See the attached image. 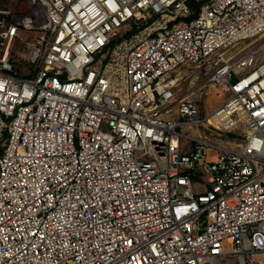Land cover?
Wrapping results in <instances>:
<instances>
[{"label": "built area", "instance_id": "1", "mask_svg": "<svg viewBox=\"0 0 264 264\" xmlns=\"http://www.w3.org/2000/svg\"><path fill=\"white\" fill-rule=\"evenodd\" d=\"M0 143V264H264V0H0Z\"/></svg>", "mask_w": 264, "mask_h": 264}, {"label": "rangeland", "instance_id": "2", "mask_svg": "<svg viewBox=\"0 0 264 264\" xmlns=\"http://www.w3.org/2000/svg\"><path fill=\"white\" fill-rule=\"evenodd\" d=\"M172 78H178L177 82V95L184 97L188 96L189 94H193V97L199 98L201 101V104H205L208 106L209 103L216 102L217 99L214 98V90H208V95H204V92L208 89V80L207 76L203 73L197 72V70H180L174 74H172ZM201 87H205L202 89V91L198 90ZM203 92V93H202ZM208 99V100H207ZM1 144V143H0ZM0 153H1V147H0ZM235 259L230 258L226 260L225 262H222V264H234Z\"/></svg>", "mask_w": 264, "mask_h": 264}]
</instances>
